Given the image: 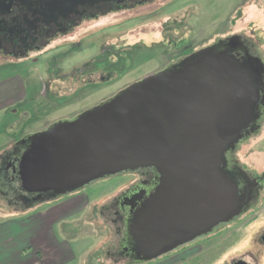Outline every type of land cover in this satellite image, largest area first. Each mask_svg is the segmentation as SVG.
<instances>
[{"label": "water", "instance_id": "obj_1", "mask_svg": "<svg viewBox=\"0 0 264 264\" xmlns=\"http://www.w3.org/2000/svg\"><path fill=\"white\" fill-rule=\"evenodd\" d=\"M240 39L194 53L73 120L24 138L23 190L59 199L100 180L154 170V191L124 198L135 264L234 223L244 213L228 155L258 127L264 103V62L248 47L236 54Z\"/></svg>", "mask_w": 264, "mask_h": 264}, {"label": "rangeland", "instance_id": "obj_2", "mask_svg": "<svg viewBox=\"0 0 264 264\" xmlns=\"http://www.w3.org/2000/svg\"><path fill=\"white\" fill-rule=\"evenodd\" d=\"M141 11L153 15L139 21L109 17L103 20L107 26L102 27V35L101 27L92 29L80 47L63 51L67 63L63 73L71 76L57 78L48 95L42 92L44 61L31 69L23 65L13 71L1 60L0 87L2 82L7 84L0 92V105L14 88L25 100L0 109V150L8 146V141L12 145L59 121L73 120L166 69L170 57L178 55L183 46L199 51L240 37L243 43L247 42L251 54L264 62V0H160ZM163 24L171 33L165 37L160 34ZM90 65L92 68L88 69ZM35 69L42 80L33 75ZM13 75L19 80L11 81ZM3 153L6 151H0V155ZM233 158L242 170L264 178V114ZM139 177L128 173L100 180L80 192L21 208L0 194V224L19 222L24 219V212L36 214L40 210L50 215L46 224L52 220L51 232L70 247V252L74 251V259L68 264H133L130 258L119 255L125 227L121 226L124 234L120 236L119 226L112 222L116 218L102 212L129 191ZM262 186L253 208L234 223L149 264H264V182Z\"/></svg>", "mask_w": 264, "mask_h": 264}, {"label": "flooded vegetation", "instance_id": "obj_3", "mask_svg": "<svg viewBox=\"0 0 264 264\" xmlns=\"http://www.w3.org/2000/svg\"><path fill=\"white\" fill-rule=\"evenodd\" d=\"M157 2L160 0H0V61L5 62V66L12 68L13 71H19L17 68L23 65L31 69L33 65H39L44 61L46 76L45 81H42L43 91H41L48 95L50 86L57 78L65 79L71 76V74L63 73V68L67 66L63 51L80 47L81 41L89 38L87 35L92 29L97 30L101 27L102 35V27L107 26L103 20L109 17L139 21L152 16L153 13L145 15L141 10ZM162 26L164 31L160 34L163 37L167 33L171 34L166 24ZM229 40L219 41L215 45L229 42ZM247 47L246 42L244 46L236 49V54L243 56ZM178 51V55L170 57V66L164 70L174 68L187 57L199 52L198 49L185 46ZM100 63L102 64L101 61ZM91 68L90 65L88 69ZM35 70L33 75H37L36 79L39 77V80H42V75L37 73V69ZM16 78V75H13L10 80H19ZM10 94L11 98L15 99L19 98L20 92L14 90ZM260 111L264 114V103L261 104ZM255 126L252 130H255ZM252 130L250 129L249 133ZM21 141L15 143L0 159V194L9 197L10 204L19 208L22 205L35 206L46 200H54L49 199V195L42 197L30 195L23 190L19 178V164L26 145ZM228 160V171L239 185V209L246 213L258 201L264 178L253 176L242 170L234 161L233 154L228 155ZM135 174L140 175L139 181L129 191L115 199L110 207H105L102 212V214L112 213L116 218L112 219V222L119 226L117 228L119 235L123 233L121 226L125 227L127 232V221L131 210L129 206L124 205V198L128 194L140 193L144 190L151 193L158 184V175L152 169L140 170ZM126 236V234L124 237L121 236L119 255L129 258L131 247L128 243L126 244Z\"/></svg>", "mask_w": 264, "mask_h": 264}, {"label": "crops", "instance_id": "obj_4", "mask_svg": "<svg viewBox=\"0 0 264 264\" xmlns=\"http://www.w3.org/2000/svg\"><path fill=\"white\" fill-rule=\"evenodd\" d=\"M6 84L7 82H2L0 92ZM14 85L20 88L16 83ZM11 90L14 91L15 88ZM11 90L7 98L1 101L0 109L25 100L21 95L19 98L12 99ZM8 143V146L0 151L7 152L14 145H11L9 141ZM3 154L0 155V159ZM23 216L24 219L19 222L10 221L8 224H0V264H34V261L40 264L72 262L74 251L70 252V247H66L64 242H60L55 233L51 232L52 220L46 224L47 216L50 215L38 210L36 214L24 212Z\"/></svg>", "mask_w": 264, "mask_h": 264}]
</instances>
